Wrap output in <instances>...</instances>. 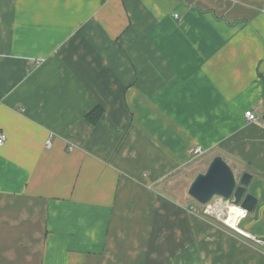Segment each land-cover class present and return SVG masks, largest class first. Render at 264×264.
Wrapping results in <instances>:
<instances>
[{
  "label": "crops",
  "instance_id": "0c3cea01",
  "mask_svg": "<svg viewBox=\"0 0 264 264\" xmlns=\"http://www.w3.org/2000/svg\"><path fill=\"white\" fill-rule=\"evenodd\" d=\"M0 131V264H264V0H0ZM219 155L243 235L190 211Z\"/></svg>",
  "mask_w": 264,
  "mask_h": 264
},
{
  "label": "water",
  "instance_id": "95a60500",
  "mask_svg": "<svg viewBox=\"0 0 264 264\" xmlns=\"http://www.w3.org/2000/svg\"><path fill=\"white\" fill-rule=\"evenodd\" d=\"M252 179L248 172L237 176L222 156H215L207 170L199 173L191 182L188 196L200 205L222 198L247 212H254L258 199L248 192Z\"/></svg>",
  "mask_w": 264,
  "mask_h": 264
},
{
  "label": "built area",
  "instance_id": "2783aa9c",
  "mask_svg": "<svg viewBox=\"0 0 264 264\" xmlns=\"http://www.w3.org/2000/svg\"><path fill=\"white\" fill-rule=\"evenodd\" d=\"M177 18L178 16L175 15ZM39 64V63H38ZM244 117L248 123H255L259 120V116L254 109H249L244 113ZM7 141V136L4 132L0 131V147H2ZM47 146H51V140L49 139L47 141ZM194 154L196 156H200L204 154V150L202 147L198 146L194 150ZM233 206L239 209L240 211H243L245 215L240 216L236 211H233ZM223 209V218L229 219L231 218V215L233 216L232 219L238 220L236 227L233 225H230L229 223H226L223 219L220 218L218 212ZM190 211L192 213L203 216V217H215L217 220L221 221L226 227L234 230L235 232L242 234L243 231L240 229V224L243 219H245L248 216V212L245 209H242L241 207L233 205L230 201H225L222 198H215L213 201L206 205H199V207H191ZM257 244H263L264 242L261 240H255Z\"/></svg>",
  "mask_w": 264,
  "mask_h": 264
},
{
  "label": "rangeland",
  "instance_id": "374dc122",
  "mask_svg": "<svg viewBox=\"0 0 264 264\" xmlns=\"http://www.w3.org/2000/svg\"><path fill=\"white\" fill-rule=\"evenodd\" d=\"M197 164H196V166L198 167V168H200L201 167V170H202V172H205L206 171V168H207V160L206 161H204V160H198L197 162H196ZM197 171L198 170H195L194 172H193V174L195 175L196 173H197ZM201 173V172H200ZM199 174V173H198ZM197 174V175H198ZM188 200H189V202H193L194 204H195V206L196 207H199V203H197L196 201H194L192 198H190L189 196H188ZM211 218H215V217H211ZM216 219V218H215Z\"/></svg>",
  "mask_w": 264,
  "mask_h": 264
},
{
  "label": "bare ground",
  "instance_id": "6f19581e",
  "mask_svg": "<svg viewBox=\"0 0 264 264\" xmlns=\"http://www.w3.org/2000/svg\"><path fill=\"white\" fill-rule=\"evenodd\" d=\"M233 209H237V208L233 206ZM218 214H219L220 218L223 219L226 223H229L230 225H233L234 227H236L238 220L232 219V217H233L232 215H231V218H229V219L223 218V209H221L218 212Z\"/></svg>",
  "mask_w": 264,
  "mask_h": 264
},
{
  "label": "clouds",
  "instance_id": "9594fccd",
  "mask_svg": "<svg viewBox=\"0 0 264 264\" xmlns=\"http://www.w3.org/2000/svg\"><path fill=\"white\" fill-rule=\"evenodd\" d=\"M233 211H236L240 216L245 215L243 211H240L239 209H233Z\"/></svg>",
  "mask_w": 264,
  "mask_h": 264
}]
</instances>
